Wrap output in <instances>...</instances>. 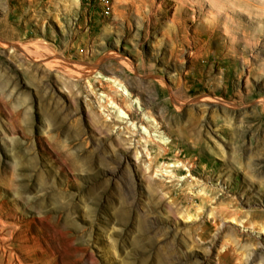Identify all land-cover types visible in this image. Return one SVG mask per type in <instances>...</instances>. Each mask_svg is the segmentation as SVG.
<instances>
[{
	"label": "rangeland",
	"instance_id": "1",
	"mask_svg": "<svg viewBox=\"0 0 264 264\" xmlns=\"http://www.w3.org/2000/svg\"><path fill=\"white\" fill-rule=\"evenodd\" d=\"M208 8L0 0V260L264 264V20Z\"/></svg>",
	"mask_w": 264,
	"mask_h": 264
},
{
	"label": "bare ground",
	"instance_id": "2",
	"mask_svg": "<svg viewBox=\"0 0 264 264\" xmlns=\"http://www.w3.org/2000/svg\"><path fill=\"white\" fill-rule=\"evenodd\" d=\"M19 50H21L22 53H24L25 55L29 56V58L32 59H37V58H41V57H46V58H49L51 56V54L54 56V57H57L55 55V53H52V50L51 48H47L45 44H41V45H36V46H32V45H21ZM60 58H62L61 56H58L56 58V61H59L57 62V64H60V62H62L60 60ZM68 62V61H67ZM71 69H73L71 67ZM97 71V70H96ZM99 74L102 75V78L105 79V80H109L111 83H112V86H113V89L111 90L112 93H109V92H102V99L104 102H106L110 107H114L116 109L117 112L121 113V114H127L126 110H125V107L126 105H122L119 101H118V95L122 96V98L128 103L130 104L131 103V100H130V95H132L130 89L128 88V86L123 83V81H121L118 77H115V76H109L107 75L108 77H106V74L102 73L101 71H97ZM97 78L101 81L103 80L100 75L97 76ZM90 81V79H89ZM92 81H90L91 83ZM146 120L149 119V121L151 120V115L150 114H147V113H144V117ZM143 129L146 130V126H143ZM159 136V143H163V144H167V139L165 138V136L160 133V134H157ZM148 153V151H147ZM163 151L161 150H158V152H155V156L152 157L151 159L152 160H155L157 161L158 163L161 161V156H162ZM169 164L170 163H173L171 165H175L176 162L174 161H169L168 162ZM164 163L160 164L159 167L157 168L158 169H162L163 168ZM4 204H7V201L4 200L3 202ZM4 205L2 204L0 206V213L3 209ZM13 208L10 207V211L12 210ZM235 213V211L233 212V214ZM10 214L12 215V212H10ZM237 214V213H236ZM7 240H10L9 238ZM10 248V249H9ZM13 248H16L18 250H21V251H24L25 250V246L24 245H20L18 243H16L14 240L10 241L8 243V245H6L5 242H2L0 243V250L2 249V251L4 252V254H7L6 256H9V257H14V256H18L16 254V251L15 249ZM32 255L30 254V256H27V258L29 260L32 259ZM19 258V257H18ZM31 264L29 263V261H22L21 259H18V263L17 262H13L12 260H9L8 264ZM0 264H5L2 260H0Z\"/></svg>",
	"mask_w": 264,
	"mask_h": 264
},
{
	"label": "clouds",
	"instance_id": "3",
	"mask_svg": "<svg viewBox=\"0 0 264 264\" xmlns=\"http://www.w3.org/2000/svg\"><path fill=\"white\" fill-rule=\"evenodd\" d=\"M193 2L206 3L209 8L204 23L208 26L219 25L226 34H230L228 26L234 22L237 15L264 20V0H255L251 7L248 6L249 0H193Z\"/></svg>",
	"mask_w": 264,
	"mask_h": 264
}]
</instances>
